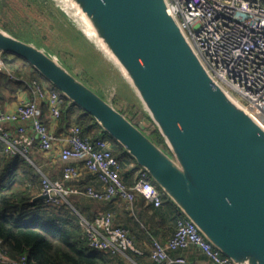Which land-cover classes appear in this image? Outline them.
<instances>
[{
	"label": "water",
	"instance_id": "water-1",
	"mask_svg": "<svg viewBox=\"0 0 264 264\" xmlns=\"http://www.w3.org/2000/svg\"><path fill=\"white\" fill-rule=\"evenodd\" d=\"M53 1L115 66L164 145L88 86L57 52L1 24L0 50L27 60L93 116L233 264H264V126L210 76L168 1Z\"/></svg>",
	"mask_w": 264,
	"mask_h": 264
},
{
	"label": "built area",
	"instance_id": "built-area-1",
	"mask_svg": "<svg viewBox=\"0 0 264 264\" xmlns=\"http://www.w3.org/2000/svg\"><path fill=\"white\" fill-rule=\"evenodd\" d=\"M177 23L210 76L240 106L264 126V0H167ZM5 53L0 50V72L11 80L24 82L30 97L9 108L0 109V140L2 153L8 158L20 155L31 160L34 147L43 152H58L63 163L60 177L40 172V194H47L51 204H70L72 195L99 201L121 200L130 212L142 197L154 207L162 205L163 191L150 174L138 166L133 184L122 177V164L111 150V140L104 136L85 134L79 124L71 123L67 131L55 134L41 118L40 102L45 101L50 116L59 121L63 96L37 81H27L6 67ZM243 98V102L239 97ZM143 119L138 125L145 131ZM148 133V131H146ZM88 172L102 184L69 185ZM88 245L100 252L117 255L131 251L144 255L128 229L115 224L112 212L103 211L88 220L80 216ZM197 246L213 264H233L184 215L176 220L175 230L165 241L153 237L149 251L150 264H195L182 254ZM0 264H30L27 255L9 256L0 239Z\"/></svg>",
	"mask_w": 264,
	"mask_h": 264
},
{
	"label": "trees",
	"instance_id": "trees-1",
	"mask_svg": "<svg viewBox=\"0 0 264 264\" xmlns=\"http://www.w3.org/2000/svg\"><path fill=\"white\" fill-rule=\"evenodd\" d=\"M9 66L11 67H8L9 69H13L23 78L28 77L25 78L27 81H43L38 80L43 77L21 57L12 58ZM21 87L28 88L24 82L11 80L5 72H0V102L6 98V91L15 92ZM49 88L59 90L53 84ZM61 95L64 100L60 117L62 123L65 125L77 123L85 134L110 138L111 150L122 164V179L127 185L133 184V170L128 167L130 165L138 167L136 161L103 131L93 116ZM141 115L143 119L150 121L144 112ZM132 116L131 120L138 124L139 118ZM151 133L160 135L155 127ZM158 137L160 140L156 142L164 145L162 136ZM31 155L32 152L30 158ZM40 177V172L25 157L5 156L0 140V239L9 256L25 254L30 264H120L116 259L117 255L100 252L88 245L85 229L80 223L79 214L82 215V211L79 207L75 205L72 208L68 203L44 204V200L34 199ZM164 197L165 208L171 205L173 212L166 215L163 208H157L155 212L171 221L183 216L174 203ZM115 223L119 224L117 221Z\"/></svg>",
	"mask_w": 264,
	"mask_h": 264
},
{
	"label": "crops",
	"instance_id": "crops-1",
	"mask_svg": "<svg viewBox=\"0 0 264 264\" xmlns=\"http://www.w3.org/2000/svg\"><path fill=\"white\" fill-rule=\"evenodd\" d=\"M25 1H27L25 4L27 6V10L28 7H32L35 10L34 11L35 14L41 17L40 23H44V26L43 27L38 26V29L39 31L41 30L42 35L46 40L49 36V33L52 34L51 25H53L54 27L55 24L57 23V25L60 26L62 24V21L63 22L67 21L66 17L62 19L61 10L58 8V6L53 0H25ZM44 21H47L49 23ZM8 30L18 36L37 42L36 39H34V37H27L26 34L22 33L19 29H8ZM43 37L40 35L41 39ZM59 37L60 35L57 36V38ZM40 41L41 43L39 44L47 47L44 43H42L43 40ZM49 50L58 53V51H56L55 48ZM40 83L46 86L44 82H40ZM5 95L6 98H3L2 101L0 102V108H9L14 103L29 98L30 91L28 88L21 87L15 90V92L6 91ZM40 107L42 112L41 115L42 121L48 127H50L55 134H60L62 132L67 131L70 124L65 125L64 123H62L61 118L59 121H54L50 116L49 107L45 101L40 102ZM31 156L32 157L30 162L35 166L38 172H43L51 177L61 176L63 163L60 162L57 151L48 153V152L40 151L37 147H35L34 150L32 151ZM3 164L4 163H2V165ZM128 168L133 170L132 175H133V179L135 180V172L137 167H133V165H130ZM67 183L69 185H80V186L91 184L97 189H102L101 182L95 176H93L88 172H84L79 179L71 180ZM39 189H40V183L36 188L35 197L38 196ZM81 199L85 200L87 204L82 205L80 201ZM70 200L72 202L75 201L77 207L81 209L82 215L81 214L79 215L88 220H92L94 216H96L100 212L108 211V210L112 212L114 214V222L117 221L119 224L125 226L128 229L130 236L133 238L134 242L146 251L144 255H136L131 251H125L124 253L117 254L116 259L118 260V262H120V264H150L151 260L149 258V251L151 248L152 238L156 237L161 239L162 241H165L170 235H172V233L175 230V225H176L175 220L171 221L168 218H165V216L159 215L155 212L157 208L165 209L166 215L167 214L169 215V213L171 214L173 212V207L171 205L165 208L166 200L164 196L161 207H154L153 205L143 200L141 197H138L135 201L134 212H130L126 208L124 202L121 200L99 201L77 195L70 196L69 201ZM115 204H119L120 207L122 206L125 212L128 213V215H125L126 213L121 211L122 207L119 209V212L116 213L113 212L111 207L114 206ZM129 220H131L132 222H130ZM144 223H147V227L144 226ZM174 253L184 255L188 260L195 262V264H213L208 260L207 256L197 246H190L189 248H186L184 250H178Z\"/></svg>",
	"mask_w": 264,
	"mask_h": 264
},
{
	"label": "rangeland",
	"instance_id": "rangeland-1",
	"mask_svg": "<svg viewBox=\"0 0 264 264\" xmlns=\"http://www.w3.org/2000/svg\"><path fill=\"white\" fill-rule=\"evenodd\" d=\"M26 2L27 1L25 0H0V24L8 29H19L22 33L26 34L27 37H34L38 44L41 43L40 40H43L42 43H44L48 49L55 48L56 51H58L61 61L70 70L74 72L76 71L79 78L94 91L109 98L113 102L114 106L122 111L128 118L133 119L132 115H135V117H138L139 120L143 119V116L141 115L142 110L139 108L141 106L135 102L136 97L134 93L129 85L121 78L115 66H113L111 62L107 61L101 52L98 51L86 38H84L68 19L65 22L62 21L60 26L57 25V23L54 27L51 25L52 34L49 33L46 40L43 37L41 30L39 31L38 29V26H44V23H40L41 17L35 14V10L32 7H28L27 10V6L25 5ZM61 17L62 19L65 18L62 13ZM40 35L43 37L42 39L40 38ZM58 35H60L59 38H57ZM4 55L6 67L11 68L9 66L10 60L12 58H17L18 56L10 53H5ZM9 70L15 75L20 76L13 69ZM42 77L43 78H38V80H43L42 82H44L47 87H51L52 83L44 76ZM58 92L63 94L60 90H58ZM239 98L243 102H246L243 98ZM142 121L144 125L149 126L146 131L151 133L155 125L146 118ZM149 135L155 141L160 140L158 137L160 135L158 133H151ZM80 201L82 205L87 204L83 199ZM73 202L70 204L72 208L76 205L75 201ZM44 204L50 203L45 201ZM121 207L119 204H115L111 208L112 211L116 213L119 212ZM121 211L125 212L123 207L121 208ZM125 215H128V213ZM129 221L132 222L131 220ZM144 226L147 227V223H144Z\"/></svg>",
	"mask_w": 264,
	"mask_h": 264
}]
</instances>
